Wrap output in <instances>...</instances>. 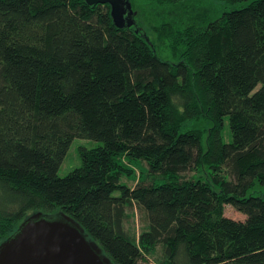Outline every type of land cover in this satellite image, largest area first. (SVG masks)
Segmentation results:
<instances>
[{
  "label": "trees",
  "instance_id": "obj_1",
  "mask_svg": "<svg viewBox=\"0 0 264 264\" xmlns=\"http://www.w3.org/2000/svg\"><path fill=\"white\" fill-rule=\"evenodd\" d=\"M131 1L137 25L119 29L109 5L0 0V244L64 213L114 264H264V0L185 30L140 19L185 0ZM76 139L100 145L60 177ZM127 163L145 166L135 186Z\"/></svg>",
  "mask_w": 264,
  "mask_h": 264
},
{
  "label": "water",
  "instance_id": "obj_2",
  "mask_svg": "<svg viewBox=\"0 0 264 264\" xmlns=\"http://www.w3.org/2000/svg\"><path fill=\"white\" fill-rule=\"evenodd\" d=\"M85 1L90 6L109 5L113 23L119 29L137 25L138 13L131 0ZM0 264L114 263L74 218L64 213L45 215L37 212L0 244Z\"/></svg>",
  "mask_w": 264,
  "mask_h": 264
},
{
  "label": "rangeland",
  "instance_id": "obj_3",
  "mask_svg": "<svg viewBox=\"0 0 264 264\" xmlns=\"http://www.w3.org/2000/svg\"><path fill=\"white\" fill-rule=\"evenodd\" d=\"M254 0H249L240 4H228L222 2L220 0H185L180 4L170 7V8H158V9H143L141 13V23L142 26L146 29L152 27V25H158L156 23H165L169 26L174 27L176 30H185L188 27L195 26L196 28H205L208 24L219 20L223 17V15L227 12L242 9L251 3ZM138 10H140L139 6H137ZM141 26V28H142ZM159 27V26H158ZM144 28V29H145ZM151 30V29H150ZM149 30V35L153 42H156L157 47L159 48V54L163 59H166L171 62H177L173 53L171 52L170 43L168 44L167 40H165L162 34V37H159L158 33L155 31L152 32ZM148 31V30H147ZM148 33V32H147ZM193 127H197L200 130L204 131V140L207 138V129L211 127L210 122L208 121L206 115L202 113L198 120H196L193 124ZM224 141L229 142L231 141V132H230V125L229 119L226 118L225 120V127H224ZM100 143L95 141L83 140V139H76L72 143L66 158L64 159L59 175L60 177H65L81 165V157H80V148L87 147L93 148L99 146ZM128 164V163H127ZM129 165V164H128ZM133 169L135 168L136 178L133 177L130 180L126 181L130 186H135L138 179L143 176V172H145V166L139 163V165H129ZM202 176V175H200ZM226 217L232 218L238 221H244L246 217L234 209L232 206L227 205L225 207V214ZM129 228H134L139 233L143 226L145 225L142 222V217L139 212L135 210L131 214V218L128 220ZM134 225V226H133ZM160 252L153 253L150 256L151 264H160Z\"/></svg>",
  "mask_w": 264,
  "mask_h": 264
}]
</instances>
